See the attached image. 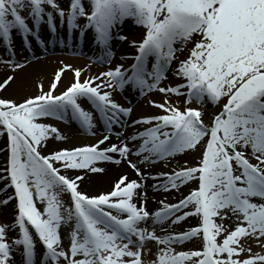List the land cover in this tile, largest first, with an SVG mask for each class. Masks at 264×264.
Wrapping results in <instances>:
<instances>
[{"label": "snow or ice", "instance_id": "obj_1", "mask_svg": "<svg viewBox=\"0 0 264 264\" xmlns=\"http://www.w3.org/2000/svg\"><path fill=\"white\" fill-rule=\"evenodd\" d=\"M45 4L55 10L61 22L66 17L69 29H80L81 33L93 29L95 41L107 49L109 56L114 30L126 18H134L135 23L145 26L146 33L141 41H131L137 54L128 69L117 65L83 82L76 69L74 82L55 95L64 68L71 67L65 65L55 74L47 92L40 85V95L20 103L0 98V125L4 126L0 134L7 132L10 152L5 170L8 175L0 179L10 178L18 197L14 224H0V264H10L13 247L20 245L24 264H35L36 241L30 226L46 249L40 264H48L49 260L54 264H61V260L65 264H145L142 252L150 251L145 248L149 240L166 246L149 264H264V255L258 253L239 258L240 253L251 252L241 243L242 238L255 237L257 243H264V0H89L90 11L83 0H70L67 12L57 0H0V36L9 45L13 28L21 31L26 45H30L29 35L39 36L21 14L25 8L37 28L46 15L49 29L54 32L55 17L52 11L46 12ZM78 17L86 18L83 27L77 23ZM177 41L180 49L175 47ZM189 42L194 46L174 70L184 83L158 88L177 59V51ZM149 57H154L151 67ZM99 59L108 62L104 56ZM12 79L8 76L0 83V89ZM112 80L121 89L131 84L141 92L158 88L166 94L185 96V105L193 100L203 104L206 98L218 104L227 97L210 125L204 123L200 108L181 110L167 99L163 103L152 102L166 114L132 121L133 125L157 121L130 137L143 138L135 152L147 153L143 155L144 162L194 151L203 143L198 164L157 174L167 177L165 184L158 185L162 188H176L198 179L199 186L178 203L161 201L163 207L150 213L143 203L138 206L133 200L142 185L137 180L129 181L126 175L120 177L111 192L88 195L79 190L82 176L61 173V169L103 171L96 167L97 162L120 163L127 159L133 151L127 143L100 147L109 140L108 135L96 144L60 149L48 155L40 151L42 142L52 133H57L58 139L64 137L55 126L38 122V118L66 119L70 113L85 130L93 129V113L82 106L80 98L93 105L109 132L113 124L124 127L121 116L130 114L132 109L116 103L110 91H101L102 86L112 88ZM93 81L99 83L94 85ZM110 152L118 153L121 159ZM127 163L147 178L136 163ZM63 192L70 194L68 205L60 199ZM34 196L44 203L43 211L37 208ZM188 205L193 206L190 212L174 216ZM188 215L201 217V223L182 233L157 235L155 227L149 230L141 226L149 218L155 226L172 216V222L177 223ZM231 216L240 221L231 231L225 224L217 223L216 218L223 221ZM62 225L71 226L67 250L60 247ZM16 226L22 235L9 244L7 228ZM222 233L221 243L217 237ZM198 235L204 240L202 249L176 252L171 247Z\"/></svg>", "mask_w": 264, "mask_h": 264}, {"label": "bare ground", "instance_id": "obj_2", "mask_svg": "<svg viewBox=\"0 0 264 264\" xmlns=\"http://www.w3.org/2000/svg\"><path fill=\"white\" fill-rule=\"evenodd\" d=\"M57 2L66 5L69 9L70 2L67 0H57ZM84 5L87 10H91L90 4ZM80 18H82L84 21L86 20L85 17ZM36 29V31L39 32L40 37L43 39L47 37L48 31L46 30L48 29L43 23H41L39 28ZM123 30L128 32H131L130 30H135V32L124 35V37H127V39H120L119 37L122 36L121 31ZM141 32L143 33L139 24L129 22L125 23L120 31H115L113 33V39L110 42V56L107 54V49H100L98 43L95 41L94 31L91 28H88L83 32L84 35L86 33L87 35L80 46H78L77 41L75 42V45L68 44L69 42L63 38L62 32L58 34L60 35V38L57 37L58 39H56L53 46H50L48 42L46 43V47L45 45L39 46L34 39L35 36L29 35L28 41H30L31 47L28 49L29 53L22 50L21 52L23 55H20V51L17 47V42L19 40L15 35H13L11 38L12 43H14L13 49H5L2 54L6 60H8V62H6L4 66H0V77L7 73L6 78L8 76H12L13 79L3 89H0V98L2 97L5 99H11L15 102L16 100L20 99V101L16 102L20 103L29 97L40 95V85H43V91L47 92L49 86L54 81L55 74L61 68H64L65 65H70L71 67L64 68V71L61 74V79L53 93L55 95H59L60 92L64 91L67 86L74 82L76 78V69L80 70V80L83 82L90 77L99 76L101 72H107L109 68H115L117 65H123L124 68H127L133 63V54L136 51V47L131 43V41L141 40ZM138 35L139 38L135 39V37ZM14 52L15 55H13ZM182 55H184V52L177 54V59L172 62L171 67L166 73L167 79L164 81V84L168 87L170 86L169 84L173 85L172 83H182V80L174 82V79L177 78V76L174 74V70L177 68L178 62L183 60L184 56ZM101 56H104L108 62H101L99 59ZM102 63L106 65H101ZM16 64H19L20 66L15 67ZM101 79L105 80L111 78L101 77ZM98 83L99 81H93L94 85ZM112 84L113 87L110 89L104 88L102 86L101 91H110L111 98L116 103L122 105L123 107L132 109L130 114L121 116L124 127H121L120 124H113L112 128L115 130V134H107V132H105V128L103 127L104 124L100 122L101 119L96 109L88 102L87 99L80 98L79 102L82 104V106L86 110L93 113L95 126L91 131L83 130L82 126L71 118L70 113L66 119H59L55 116L38 118V122L55 126V128L59 130V134L64 137L63 139H58L57 133H52L46 139V141L42 142L40 151H43V155H48L50 152L58 151L60 149H73L84 145H91L100 138H103L105 135H108L110 138L108 141H105L102 145H100L101 148L110 147L111 144H117L119 146L121 143H127L129 147H133L134 149L137 148L138 141L132 140L130 138L133 136L134 131L137 128L132 126V118L152 116L154 115L153 111L158 112L159 114L160 111L154 109L155 107L152 103V98L157 97L158 99L163 100V97L160 94L153 92L150 96L147 95L148 97H144L141 95V90L139 88H133L130 84L125 85L123 89L116 88L115 80H112ZM184 91L186 92V89H184ZM169 97L170 99H168V102L170 105L179 107L181 110H183L185 107L200 108L203 112L202 119L206 125L211 124L213 116L218 113L221 110L222 105L226 103V100L222 101V98L218 104L213 103L206 98V102L203 104L197 100H193L191 104L185 105V96L173 97L170 93ZM3 146V139L0 138V167H4V161H6V152L3 150ZM109 154L113 155L117 159H121L118 153L110 152ZM146 154L147 153H145V155ZM172 157L173 158L170 160H157L153 158L151 162H144L140 155H136L134 159H131L128 156L127 159H121V162L118 164H114L113 161L97 162L96 167L103 169V171L91 172L87 169H64L62 174L68 175L69 177L82 176V179L78 182L79 190L86 194L89 193L90 195L107 193L108 190L111 192L113 185L115 186L120 177L125 175L128 177L129 181L137 180L141 185L144 182V185L137 189L139 195L134 196L133 200L138 206H141L143 203V206L146 207L150 213H154L157 209L163 207L161 201H164L166 204H174L177 201L176 199H183L184 195H188V193L191 191L190 189L197 187L198 184L196 180H192L185 184L178 185L176 188L168 187L163 188L162 190H153L152 187L155 185V183L160 184L166 181L165 179H167L166 176L157 174L171 173L182 167L193 166L194 163L197 162L201 157V145L198 146L194 151L188 150ZM127 160H131L136 163L137 167L140 168L143 173L147 174V178H145V176L139 175L133 168H131L127 163ZM34 199L36 200L37 208L43 211L45 207L44 203L41 202L38 197L34 196ZM60 199L63 200L64 203L68 202L69 200L71 201L70 194L68 193L67 197L66 192L60 194ZM192 207L193 206L190 205L189 210H192ZM0 208L2 209L0 212V223L3 225H12L15 207L11 203H8L1 204ZM173 219L174 217L170 218V224H168V226L173 225L175 226L174 228H179V230L171 229L169 232H167V234H172L174 233L173 231L178 233L184 232L188 225H191L192 223L199 220V216L191 215L177 223H173ZM235 219V216H231L230 219H224L223 221H221L219 218H216L217 223L225 224L228 231H231L235 227L233 224ZM141 226L147 227L149 230L155 227L156 232L158 231L156 225L154 226L151 220H148L146 224H142ZM7 231L10 234V237L14 239L18 237V232H16L13 227L7 228ZM70 231V225H62L60 228V234L62 238L61 247L66 250L70 244ZM193 241L197 244L202 242L203 245V241L200 238H195ZM241 243L246 249L249 247L251 248V252L244 251L239 254L242 259L257 253L264 255V243H257L255 237H249L246 240L242 238ZM188 244L182 246L181 248L186 246L190 247ZM145 248L150 249V251H144L145 264H149L150 261H154L156 259L159 246L157 243L147 242ZM13 252H19V247H13L10 257V264H22L17 255L12 254Z\"/></svg>", "mask_w": 264, "mask_h": 264}, {"label": "rangeland", "instance_id": "obj_3", "mask_svg": "<svg viewBox=\"0 0 264 264\" xmlns=\"http://www.w3.org/2000/svg\"><path fill=\"white\" fill-rule=\"evenodd\" d=\"M26 2H27V0H26ZM60 6V5H59ZM43 7L44 8H46L48 11H52V9L50 8V6L49 5H47V4H45V5H43ZM61 7V6H60ZM52 12H54V11H52ZM145 26H143V28H144ZM140 35V34H139ZM139 35L138 36H136L135 37V39H138L139 38ZM199 37H197V39H198ZM194 45L192 44L191 45V47H193ZM7 74V73H6ZM6 74H4V75H2L1 77H0V83H2L5 79H6ZM3 96V95H2ZM2 98V97H1ZM18 101H20V99H18V100H16V102H18ZM88 195H90L89 193H87Z\"/></svg>", "mask_w": 264, "mask_h": 264}]
</instances>
